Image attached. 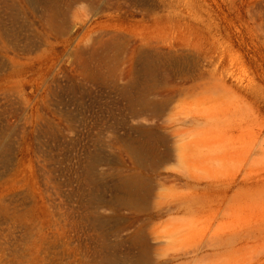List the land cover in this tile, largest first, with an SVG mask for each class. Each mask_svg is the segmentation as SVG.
Here are the masks:
<instances>
[{
	"label": "rangeland",
	"instance_id": "1",
	"mask_svg": "<svg viewBox=\"0 0 264 264\" xmlns=\"http://www.w3.org/2000/svg\"><path fill=\"white\" fill-rule=\"evenodd\" d=\"M0 264H264V0H0Z\"/></svg>",
	"mask_w": 264,
	"mask_h": 264
},
{
	"label": "bare ground",
	"instance_id": "2",
	"mask_svg": "<svg viewBox=\"0 0 264 264\" xmlns=\"http://www.w3.org/2000/svg\"><path fill=\"white\" fill-rule=\"evenodd\" d=\"M157 146L158 145H156V147L154 146L153 147V151H152V160L154 161L155 164L156 163H163L165 158L169 157L172 154L171 150H170L171 149L170 147H167L165 149L163 148L164 150H159V149H157ZM127 192H128L129 198L126 199L125 202L135 203L137 205L141 204L140 206H142L143 203H149V197H150V195L152 193V189L151 188H149L148 190L144 189L143 186H142V181L138 180L137 188L135 190H133V191L131 190V191H127ZM145 205H147V204H145Z\"/></svg>",
	"mask_w": 264,
	"mask_h": 264
}]
</instances>
